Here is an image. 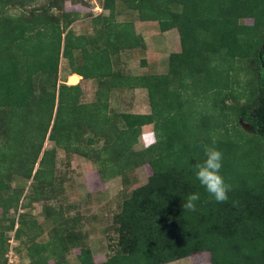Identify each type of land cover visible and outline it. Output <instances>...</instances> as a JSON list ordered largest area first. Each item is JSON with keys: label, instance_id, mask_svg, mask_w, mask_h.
I'll return each instance as SVG.
<instances>
[{"label": "trees", "instance_id": "obj_1", "mask_svg": "<svg viewBox=\"0 0 264 264\" xmlns=\"http://www.w3.org/2000/svg\"><path fill=\"white\" fill-rule=\"evenodd\" d=\"M95 1L107 16L91 17L82 0H0V211L28 199L53 223L46 242L30 241L28 264H68L73 250L78 264H167L203 253L210 264H264V0ZM118 3L161 32L177 30L180 51L169 55L165 74L131 75L115 65L121 52L145 48L132 21L116 20ZM83 15L91 17L88 36L71 28ZM61 60L71 74L95 80L92 100L59 78ZM121 89H144L149 114L111 110ZM148 125L154 142L135 150ZM213 142L231 188L225 203L193 172ZM58 150L93 163L101 182L150 168L148 183L122 203L115 218L122 248L105 261L95 262L81 231L47 204L58 189ZM14 178L23 180L18 188ZM191 193L200 195L194 212L183 207ZM17 223L15 239L24 221ZM7 251L0 232V264Z\"/></svg>", "mask_w": 264, "mask_h": 264}, {"label": "rangeland", "instance_id": "obj_2", "mask_svg": "<svg viewBox=\"0 0 264 264\" xmlns=\"http://www.w3.org/2000/svg\"><path fill=\"white\" fill-rule=\"evenodd\" d=\"M44 4L45 1L39 3L41 6ZM116 11L117 21L138 20L136 13L127 10L124 5H121V3L117 4ZM9 13L18 14V11L11 9ZM54 15H59V13L54 11ZM78 19L79 18L76 20ZM240 23L252 24V21L241 20ZM144 24L147 25V27H143L141 30H143L142 32L145 33L148 38H150L154 30L157 31L155 38L158 40L156 41L158 45H152L150 52L148 53H139L136 57L137 62H135V66H137V64L141 66V60L146 58L147 61L152 64L150 70H152L153 73L156 71L159 74H163L167 71L168 55L174 53L172 50L179 51V43H177L175 49H165L164 47V49H162L163 53L161 54L160 47L162 39L159 37L161 32L159 31L158 25L155 26L151 22H144ZM172 38L173 37L169 36L170 41ZM156 51L160 54L154 56V52ZM155 60L157 61V64H155ZM243 68L247 69V66H244ZM67 72H69L67 63L65 60H61L59 78L62 81H65L66 84L70 85L67 83ZM241 76L243 77V73H241ZM75 83L76 80L71 81V84ZM84 87V90L87 91L89 86L88 84H84ZM88 94L90 95V93H85L83 101L92 100V97L87 96ZM127 96H129V94L125 93L124 96L121 97L122 102ZM133 98L135 100L132 102V105L130 104V107H127L128 103L126 102H123L117 107V104L111 101L110 108L118 113L134 109L140 111L147 110L148 105L143 94L136 93V96ZM153 142L154 137L152 126L143 127L135 146V150H140ZM51 146L52 143L45 142L46 148ZM54 176L56 179L55 185L58 186L56 187L58 189L55 191V199L48 201L47 204L53 206L56 210H59L63 214V217L70 221L67 227L71 225L74 226L75 231H81V234L85 237L84 243L90 248L95 262L105 261L107 257L114 255V252L122 248L120 242L122 233L115 218L120 214L122 203L132 195L133 190L145 186L148 183V177L151 176L150 168L147 165H144L133 172L127 173L123 177H115L107 182H101L93 163L79 156L67 155L62 150H58ZM22 183L23 180L14 178L12 179L11 187L18 188ZM29 183H31V181H29ZM27 187L24 190V194L28 197V195L31 194V191ZM19 215H23V218L19 217ZM21 219L24 221V225L22 226L20 238L12 239L14 236V230L18 227L17 222ZM32 222L36 223L35 227H37L34 232L30 230ZM12 225L13 230L8 231ZM52 229L53 223L51 220L44 219L42 203H31L26 199L23 201L22 206L19 205L17 211L10 210L5 216H3L0 211V232H3L8 239V253H10V249L13 248V264H28L29 257L27 251L30 241L34 239L37 243L46 242L48 236H50L53 231ZM77 252V250H73L71 253H67L66 259L68 264H78L75 259ZM4 260L6 264L7 260L5 259V256ZM47 264H53V261H49ZM167 264H210L209 254H195Z\"/></svg>", "mask_w": 264, "mask_h": 264}, {"label": "crops", "instance_id": "obj_3", "mask_svg": "<svg viewBox=\"0 0 264 264\" xmlns=\"http://www.w3.org/2000/svg\"><path fill=\"white\" fill-rule=\"evenodd\" d=\"M97 3V2H96ZM99 5V3H97ZM100 6V5H99ZM85 11H88V10H85ZM91 12V11H90ZM108 12L103 10L101 8V11L100 12H94L92 13L91 12V17H94V16H97V15H102V16H107ZM91 17H88L85 15L81 16L78 20H76L74 22V24L72 25V30L75 32L76 35H84V36H88V35H91L92 34V25H91ZM133 22V25H134V31H135V34L140 36L144 42V50H130V51H126V52H121L118 59V63L116 64L115 62V65L122 71V72H125V73H129L131 75H145V74H159L158 72L154 71V73L152 72V70H150V68L152 67V64L149 63L147 61L146 58H143L144 61V64H141V66H139V64H137V66H135V62H137V55L139 53H148L150 52V48L151 46L153 45H158L156 41V38H155V35L157 34V31H153L150 38L147 37V35H145V33H143L141 29H143V27H147V25L144 24V22H140V21H132ZM153 23L155 26H157V24H155L156 22H151ZM151 29H152V26H151ZM160 31V30H159ZM161 32V31H160ZM175 32V33H173ZM174 34V35H173ZM160 35V34H159ZM169 36L170 37H173L171 39V41L169 40ZM178 36V32L176 29H171V30H168L166 32H161V35L159 37H161V54L163 53L162 52V49H175V47L177 46V43H179V37ZM147 37V38H146ZM175 38V39H174ZM160 50V49H159ZM179 51H180V44H179ZM179 51H176V50H172V52L174 53H178ZM159 52H154V56H157L160 54ZM172 54V53H171ZM170 55V54H169ZM168 55V56H169ZM156 58V57H154ZM155 64H157V61L155 60L154 61ZM167 63H168V58H167ZM166 72H164L163 74H165ZM71 75V76H70ZM79 77V80L76 76ZM69 77L68 79V82L70 85H75V84H71L70 80L72 77L76 78L77 81H76V84H79V86L81 87L82 89V92H83V95L85 97V93H90V95L88 94L87 96H90V97H94V92H95V80H92V79H82L81 76L77 75V74H71L70 72H67V75L66 77ZM84 84H88V90H84ZM125 93H128L129 96H127L126 99H124L123 102H126L128 103L127 107H130V104L132 105V102L135 100L133 97L136 96V93H140V94H143L144 98H146V102H147V105H148V99H147V95H146V91L144 89H134V90H128V89H121V90H116L112 93L111 97H110V102L113 101L115 102V104H117V107H119L123 102L121 100V97L124 96ZM125 106V105H124ZM134 106V105H133ZM135 108V106H134ZM135 110V109H134ZM131 110V111H122L121 113H132V114H149L150 112V109H149V106H147V110L146 111H140V110ZM150 126V125H148ZM146 127V126H144Z\"/></svg>", "mask_w": 264, "mask_h": 264}, {"label": "clouds", "instance_id": "obj_4", "mask_svg": "<svg viewBox=\"0 0 264 264\" xmlns=\"http://www.w3.org/2000/svg\"><path fill=\"white\" fill-rule=\"evenodd\" d=\"M203 155V160L193 166L194 177L217 203H225L231 188L221 175L223 153L213 142V145L203 146ZM199 200V193L189 194L183 204L184 209L190 212L196 211V203Z\"/></svg>", "mask_w": 264, "mask_h": 264}, {"label": "built area", "instance_id": "obj_5", "mask_svg": "<svg viewBox=\"0 0 264 264\" xmlns=\"http://www.w3.org/2000/svg\"><path fill=\"white\" fill-rule=\"evenodd\" d=\"M83 2L87 3L89 5V10L94 13V12H100L101 11V5L99 6L95 0H82ZM12 239H14V236L12 237ZM10 242V241H9ZM9 251V250H8ZM7 253L5 254V259L7 260L6 261V264H13V261L14 260V253H13V248L10 249V253Z\"/></svg>", "mask_w": 264, "mask_h": 264}, {"label": "water", "instance_id": "obj_6", "mask_svg": "<svg viewBox=\"0 0 264 264\" xmlns=\"http://www.w3.org/2000/svg\"><path fill=\"white\" fill-rule=\"evenodd\" d=\"M239 126L244 130V131H246V132H248V133H252L253 132V129H252V127L249 125V124H247V123H243L242 122V120H239Z\"/></svg>", "mask_w": 264, "mask_h": 264}, {"label": "flooded vegetation", "instance_id": "obj_7", "mask_svg": "<svg viewBox=\"0 0 264 264\" xmlns=\"http://www.w3.org/2000/svg\"><path fill=\"white\" fill-rule=\"evenodd\" d=\"M240 120H242V119H240ZM242 122L248 124V121H246V120H244V121L242 120ZM250 126H251V125H250ZM251 127H252V126H251ZM252 129H253V127H252Z\"/></svg>", "mask_w": 264, "mask_h": 264}]
</instances>
